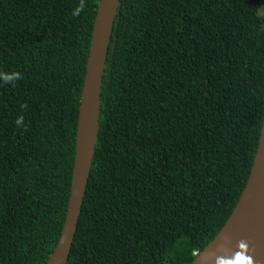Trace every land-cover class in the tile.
<instances>
[{"label": "trees", "instance_id": "1", "mask_svg": "<svg viewBox=\"0 0 264 264\" xmlns=\"http://www.w3.org/2000/svg\"><path fill=\"white\" fill-rule=\"evenodd\" d=\"M100 0H0V264H46L70 200ZM264 0H121L68 264H191L250 176Z\"/></svg>", "mask_w": 264, "mask_h": 264}, {"label": "water", "instance_id": "2", "mask_svg": "<svg viewBox=\"0 0 264 264\" xmlns=\"http://www.w3.org/2000/svg\"><path fill=\"white\" fill-rule=\"evenodd\" d=\"M121 0H100L82 89L72 186L62 234L46 264H68L99 136L101 90ZM191 264H264V120L246 186L225 225Z\"/></svg>", "mask_w": 264, "mask_h": 264}]
</instances>
